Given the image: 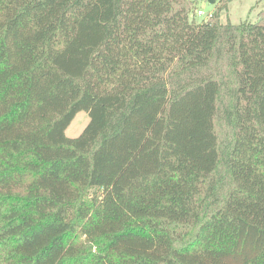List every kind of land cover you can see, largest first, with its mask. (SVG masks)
I'll use <instances>...</instances> for the list:
<instances>
[{
    "label": "trees",
    "instance_id": "1",
    "mask_svg": "<svg viewBox=\"0 0 264 264\" xmlns=\"http://www.w3.org/2000/svg\"><path fill=\"white\" fill-rule=\"evenodd\" d=\"M231 1L0 0V264H264V5Z\"/></svg>",
    "mask_w": 264,
    "mask_h": 264
},
{
    "label": "rangeland",
    "instance_id": "2",
    "mask_svg": "<svg viewBox=\"0 0 264 264\" xmlns=\"http://www.w3.org/2000/svg\"><path fill=\"white\" fill-rule=\"evenodd\" d=\"M190 1L193 3L191 18L196 22L206 20L207 15L212 14L221 5V0H213L212 3L210 0ZM263 5L261 0H232L227 4V9L220 13L219 20L222 24L226 22L238 24L244 21L254 23L259 19L258 14L263 9ZM198 11H202L204 15L198 16ZM88 121V115L83 111L79 112L65 131L66 136L70 138L78 136Z\"/></svg>",
    "mask_w": 264,
    "mask_h": 264
},
{
    "label": "built area",
    "instance_id": "3",
    "mask_svg": "<svg viewBox=\"0 0 264 264\" xmlns=\"http://www.w3.org/2000/svg\"><path fill=\"white\" fill-rule=\"evenodd\" d=\"M198 14L201 16V15H204L202 11H199ZM208 17H210V15L208 14L207 15Z\"/></svg>",
    "mask_w": 264,
    "mask_h": 264
},
{
    "label": "water",
    "instance_id": "4",
    "mask_svg": "<svg viewBox=\"0 0 264 264\" xmlns=\"http://www.w3.org/2000/svg\"><path fill=\"white\" fill-rule=\"evenodd\" d=\"M210 2L212 3V2H213V0H210Z\"/></svg>",
    "mask_w": 264,
    "mask_h": 264
}]
</instances>
